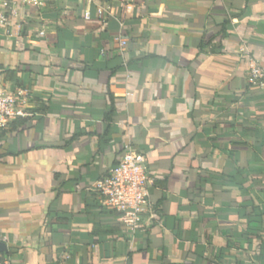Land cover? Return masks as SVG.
Returning a JSON list of instances; mask_svg holds the SVG:
<instances>
[{"label": "crops", "instance_id": "1", "mask_svg": "<svg viewBox=\"0 0 264 264\" xmlns=\"http://www.w3.org/2000/svg\"><path fill=\"white\" fill-rule=\"evenodd\" d=\"M22 15L20 35L0 34V80L31 92L0 131V259L264 264V90L249 77L264 0H46ZM129 147L156 210L135 233L93 188Z\"/></svg>", "mask_w": 264, "mask_h": 264}, {"label": "built area", "instance_id": "2", "mask_svg": "<svg viewBox=\"0 0 264 264\" xmlns=\"http://www.w3.org/2000/svg\"><path fill=\"white\" fill-rule=\"evenodd\" d=\"M46 0H0V34L8 37L18 36L23 30L25 15L22 10L26 6H40ZM91 4L92 0H85ZM107 7L97 6L99 18L106 20ZM110 12V11H109ZM111 13V12H110ZM83 17L92 18L90 7H86ZM21 19V20H20ZM44 32H41L43 34ZM118 48L124 55L127 37L119 34L116 38ZM127 65V62H123ZM250 84L264 90V65L253 58L250 59ZM31 92L27 88L12 90L0 80V131L9 128L19 116L25 115L24 106ZM145 155L129 147L119 162L112 167L108 174L97 181L93 188L99 194L103 205L113 209L118 214V220L132 233L143 229L147 221L156 217V210L150 199L149 177L145 169ZM0 264H12L8 259Z\"/></svg>", "mask_w": 264, "mask_h": 264}, {"label": "trees", "instance_id": "3", "mask_svg": "<svg viewBox=\"0 0 264 264\" xmlns=\"http://www.w3.org/2000/svg\"><path fill=\"white\" fill-rule=\"evenodd\" d=\"M100 200V203L102 204V208H104V209H107L109 212H111L112 214L114 213H116V211L115 210H113V209H110L109 207H107V206H105V205H103V203H102V200L101 199H99ZM116 216L118 217V214L116 213ZM8 254V252H5V253H3L2 255L3 256H6ZM4 260V258H1L0 259V261H3Z\"/></svg>", "mask_w": 264, "mask_h": 264}, {"label": "water", "instance_id": "4", "mask_svg": "<svg viewBox=\"0 0 264 264\" xmlns=\"http://www.w3.org/2000/svg\"><path fill=\"white\" fill-rule=\"evenodd\" d=\"M7 251V244L5 241L0 239V254L5 253Z\"/></svg>", "mask_w": 264, "mask_h": 264}]
</instances>
